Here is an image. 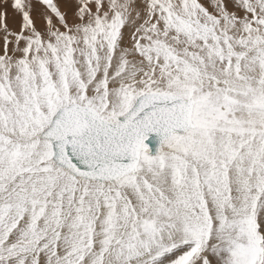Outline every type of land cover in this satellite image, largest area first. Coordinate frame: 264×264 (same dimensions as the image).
Listing matches in <instances>:
<instances>
[{
  "label": "snow or ice",
  "instance_id": "obj_1",
  "mask_svg": "<svg viewBox=\"0 0 264 264\" xmlns=\"http://www.w3.org/2000/svg\"><path fill=\"white\" fill-rule=\"evenodd\" d=\"M0 264H264V0H0Z\"/></svg>",
  "mask_w": 264,
  "mask_h": 264
}]
</instances>
